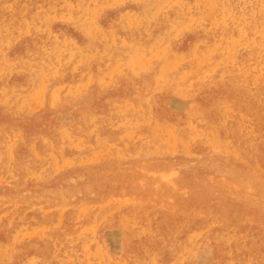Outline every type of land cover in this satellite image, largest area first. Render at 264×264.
<instances>
[{
    "label": "rangeland",
    "instance_id": "374dc122",
    "mask_svg": "<svg viewBox=\"0 0 264 264\" xmlns=\"http://www.w3.org/2000/svg\"><path fill=\"white\" fill-rule=\"evenodd\" d=\"M0 264H264V0H0Z\"/></svg>",
    "mask_w": 264,
    "mask_h": 264
},
{
    "label": "bare ground",
    "instance_id": "6f19581e",
    "mask_svg": "<svg viewBox=\"0 0 264 264\" xmlns=\"http://www.w3.org/2000/svg\"><path fill=\"white\" fill-rule=\"evenodd\" d=\"M113 166H114V165H113ZM120 167H121V166H120ZM146 167H147V166H146ZM113 168H114V167H113ZM135 168H136V167H135ZM137 168H138V167H137ZM137 168H136V169H137ZM118 169H119V168H118ZM138 169H139V168H138ZM110 170H111V168H110ZM112 170H114V169H112ZM143 170H144V169H143ZM145 171H146V170H145ZM145 173H146V172H145ZM163 173H164V172H163ZM114 174H115V173H114ZM107 175H108V174H107ZM155 175H156V174H155ZM113 176H114V175H113ZM152 177H154V176H152ZM159 177H160V176H159ZM166 177H167V176H166ZM106 178H107V177H106ZM157 178H158V177H157ZM108 179H110V180H111L110 176H109V178H108ZM108 179H107V180H108ZM113 179H114V178H113ZM105 180H106V179H105ZM160 181H161V180H160ZM163 181H164V182H166V183H168V182H167V181H165L164 179H163ZM168 181H169V180H168ZM120 182H121V181H120ZM156 182H157V181H156ZM156 184H157V183H156ZM114 185H115V184H114ZM152 187H153V186H152ZM157 188H158V187H157ZM154 190H155V189H154ZM155 191H156V190H155ZM171 191H172V190H171ZM171 200H172V199H171Z\"/></svg>",
    "mask_w": 264,
    "mask_h": 264
}]
</instances>
